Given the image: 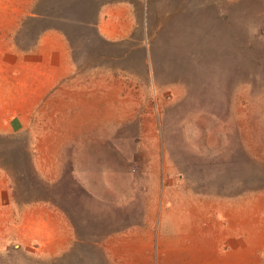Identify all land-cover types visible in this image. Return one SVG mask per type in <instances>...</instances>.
Instances as JSON below:
<instances>
[{
  "label": "crops",
  "instance_id": "0c3cea01",
  "mask_svg": "<svg viewBox=\"0 0 264 264\" xmlns=\"http://www.w3.org/2000/svg\"><path fill=\"white\" fill-rule=\"evenodd\" d=\"M210 1L0 0V256L9 264L215 261L190 234L101 233L106 192L81 153L159 89L153 40L192 31ZM255 245L234 249L232 264H256Z\"/></svg>",
  "mask_w": 264,
  "mask_h": 264
},
{
  "label": "rangeland",
  "instance_id": "374dc122",
  "mask_svg": "<svg viewBox=\"0 0 264 264\" xmlns=\"http://www.w3.org/2000/svg\"><path fill=\"white\" fill-rule=\"evenodd\" d=\"M206 10L192 31L153 40L161 84L137 94L128 125L98 128L89 152L82 144L106 192L94 225L201 237L210 264H232V251L254 241L264 264V238H253L264 235V0H211Z\"/></svg>",
  "mask_w": 264,
  "mask_h": 264
}]
</instances>
